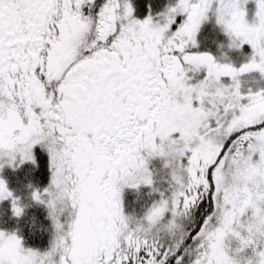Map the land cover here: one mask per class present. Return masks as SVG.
I'll list each match as a JSON object with an SVG mask.
<instances>
[{"label": "snow or ice", "instance_id": "1", "mask_svg": "<svg viewBox=\"0 0 264 264\" xmlns=\"http://www.w3.org/2000/svg\"><path fill=\"white\" fill-rule=\"evenodd\" d=\"M9 171L0 264H264V0H0Z\"/></svg>", "mask_w": 264, "mask_h": 264}, {"label": "trees", "instance_id": "2", "mask_svg": "<svg viewBox=\"0 0 264 264\" xmlns=\"http://www.w3.org/2000/svg\"><path fill=\"white\" fill-rule=\"evenodd\" d=\"M205 43L207 44L205 47L211 46L214 48L210 40ZM7 175L10 177V187L16 190L17 195L21 196L22 201L28 207H26L22 217L15 218L11 215L7 201L0 204V227L7 229L19 228L20 234L24 237L28 246H46L51 232V222L47 219V210L43 205L33 202L30 199L29 190L24 187L29 179L42 187L46 183V176L41 172L35 177H25L22 171L19 173V178L10 171L7 172Z\"/></svg>", "mask_w": 264, "mask_h": 264}, {"label": "rangeland", "instance_id": "3", "mask_svg": "<svg viewBox=\"0 0 264 264\" xmlns=\"http://www.w3.org/2000/svg\"><path fill=\"white\" fill-rule=\"evenodd\" d=\"M206 41H207V40H205V42H206ZM205 42H204V43H205ZM204 45H205V44H204ZM0 229H7V228H3V227L1 228V227H0Z\"/></svg>", "mask_w": 264, "mask_h": 264}]
</instances>
